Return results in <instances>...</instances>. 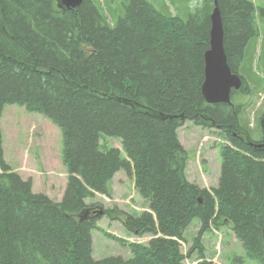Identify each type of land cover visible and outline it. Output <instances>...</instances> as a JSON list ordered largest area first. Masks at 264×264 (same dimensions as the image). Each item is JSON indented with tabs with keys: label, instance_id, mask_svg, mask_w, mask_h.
I'll return each instance as SVG.
<instances>
[{
	"label": "trees",
	"instance_id": "16d2710c",
	"mask_svg": "<svg viewBox=\"0 0 264 264\" xmlns=\"http://www.w3.org/2000/svg\"><path fill=\"white\" fill-rule=\"evenodd\" d=\"M191 7L182 18L148 0H128L111 25L94 0L65 11L56 0H0V264H213L202 236L223 227L246 257L264 264V113L256 139L241 118L246 105L235 102L253 95L240 67L264 9L253 0ZM215 7L227 64L243 82L230 105L207 104L201 93ZM11 105L42 115L60 132L67 179L59 202L34 193L31 180L4 160L1 118ZM186 122L222 137L211 189L185 178L178 131ZM102 136L118 140L121 151L100 150ZM119 172L132 179L146 210L86 203L96 195L111 200ZM103 218L120 222L129 236L151 238L124 243L129 259L96 261L92 232ZM193 220L199 229L183 253Z\"/></svg>",
	"mask_w": 264,
	"mask_h": 264
},
{
	"label": "rangeland",
	"instance_id": "374dc122",
	"mask_svg": "<svg viewBox=\"0 0 264 264\" xmlns=\"http://www.w3.org/2000/svg\"><path fill=\"white\" fill-rule=\"evenodd\" d=\"M94 1L111 25L116 22L118 15L123 13V5L128 3V0ZM148 1L164 15L177 14L185 18L192 10L191 4H197L200 0ZM253 1L256 6L264 9V0ZM256 18L257 37L248 44L240 67L241 73L251 87L253 97H236L235 102L246 105V111L241 118L253 129L257 139L262 137V133L256 124L264 113V17L257 15ZM1 131L5 162L12 169L15 168L17 170L15 172L23 180H31L34 193L44 194L51 200L59 202L66 186L67 172L62 165L63 147L58 128L40 114L28 113L23 107L11 105L4 108ZM178 133L179 141L187 154L185 178L201 188L215 187L220 172L222 137L213 129L195 126L191 122H186ZM99 145L100 150L113 147L121 151L120 142L107 136L101 137ZM112 191L111 200L96 195L93 199H87L86 203L99 202L105 208L116 207L126 213H140L146 210L147 202L138 195L132 179L124 172L115 175ZM198 224V220H193L187 228L186 242L181 245L183 253L191 247L192 239L199 229ZM97 225L99 230L92 232L93 259L96 261L110 256L129 259L131 253L124 243L147 244L151 238L129 236L120 222L109 221L107 218L101 219ZM105 233L116 238L111 239ZM202 244L206 260L213 264H260L246 257L240 242L227 227L220 228L219 231L206 232L202 236ZM184 264L198 263L187 259Z\"/></svg>",
	"mask_w": 264,
	"mask_h": 264
},
{
	"label": "water",
	"instance_id": "95a60500",
	"mask_svg": "<svg viewBox=\"0 0 264 264\" xmlns=\"http://www.w3.org/2000/svg\"><path fill=\"white\" fill-rule=\"evenodd\" d=\"M82 2L83 0H56V5L65 11L78 8ZM210 20L209 49L204 53V81L201 93L207 104L230 105L231 92L238 91L243 82L239 75L231 72L227 64L223 48L222 22L217 7L213 10ZM261 126L264 130V119Z\"/></svg>",
	"mask_w": 264,
	"mask_h": 264
},
{
	"label": "crops",
	"instance_id": "0c3cea01",
	"mask_svg": "<svg viewBox=\"0 0 264 264\" xmlns=\"http://www.w3.org/2000/svg\"><path fill=\"white\" fill-rule=\"evenodd\" d=\"M14 171H17L15 168L13 169Z\"/></svg>",
	"mask_w": 264,
	"mask_h": 264
}]
</instances>
